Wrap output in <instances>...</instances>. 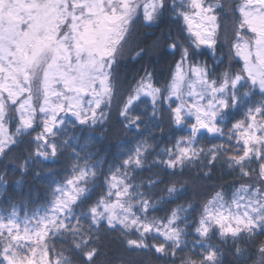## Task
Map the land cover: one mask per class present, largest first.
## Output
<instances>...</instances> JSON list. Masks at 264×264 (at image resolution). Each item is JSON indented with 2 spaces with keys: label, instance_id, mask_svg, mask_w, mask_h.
<instances>
[{
  "label": "snow or ice",
  "instance_id": "1",
  "mask_svg": "<svg viewBox=\"0 0 264 264\" xmlns=\"http://www.w3.org/2000/svg\"><path fill=\"white\" fill-rule=\"evenodd\" d=\"M223 11L219 0H0V160L24 143L22 171L32 160L55 158L69 147L76 157L71 177L51 189L43 215L22 221L14 206L0 215V264H94L101 228L118 232L131 248L154 249L174 260L194 234L191 254L180 256L179 264H223L221 249L206 242L218 235L222 242L232 241L237 259H252L254 250L253 264H264V240L258 239L264 236V0H244L233 9L238 15L231 48L243 66L213 78L214 69L195 58L204 54L198 51L202 47L217 46ZM166 12L178 24L183 21L180 32L187 33L183 40L169 35L168 47L179 53L171 81L155 87L152 73L145 71L119 92L113 66L131 26L141 17L153 24ZM257 95L260 99L253 100ZM142 97H150L152 117L166 108L170 125L189 133L173 138L152 166L172 170L175 177L177 169L182 174L203 161L210 175L223 159L251 183L241 184L229 200L216 193L198 216L187 215L195 211L192 204L177 205L164 217L150 216L164 197L154 200L149 190L164 180L156 173L137 184L134 171L145 167L152 145L141 142L105 174L89 154L79 155L69 136L70 130L106 123L114 102L120 122L139 130L146 115L138 109ZM237 114L242 119L233 123ZM201 133L225 138L229 146L198 148ZM97 187L101 191L93 201ZM161 191L179 198L183 184L170 180ZM53 237L63 241L58 251L49 243Z\"/></svg>",
  "mask_w": 264,
  "mask_h": 264
},
{
  "label": "trees",
  "instance_id": "2",
  "mask_svg": "<svg viewBox=\"0 0 264 264\" xmlns=\"http://www.w3.org/2000/svg\"><path fill=\"white\" fill-rule=\"evenodd\" d=\"M219 2L224 5V11L218 13L224 26L220 29L217 46L214 50L202 47L198 51H202L204 54L195 58L199 62H206L209 68L214 69L213 78L225 71L239 72L243 66L242 60L236 57L235 49L231 48V44L235 43L232 22L238 15V13L233 12V9L243 4L244 0H219ZM182 24L183 21L178 24L166 12L162 18L153 24L145 23L141 17L131 26L126 42L123 43L117 62L113 66V74L115 82L119 86V92H124L129 85L134 86L145 75V71L152 73V82L155 87L164 88L171 81L174 62L179 59V53H174L168 47L173 42L169 39V35L178 36L183 40L187 33L181 34L180 25ZM242 34L248 35V33ZM141 50H143L142 55L137 56ZM246 89L247 85L241 91ZM164 95L167 96V93L165 92ZM252 99L258 100L260 97L257 95ZM157 107L163 108L162 105ZM138 109L146 113L144 123L140 124L139 130L127 128L120 122L114 102L111 115L106 123L88 129L70 130L69 136L74 137L71 143L77 147L79 155L89 154L91 162L100 165L97 171H103L105 174H107L110 166L119 164L141 142L147 141L148 144L152 145L154 151L147 157L145 167L142 170L134 171L136 177L134 182L137 184L147 181L149 177H154L156 173H159V178L164 180V183L149 190L155 194L154 200L156 197H164L156 204L155 210L150 211V216L164 217L177 205L187 206L188 204H192L195 211L189 212L187 215L190 218L198 216L201 210L200 206L216 193H221L225 200H229L241 184L251 183L247 177L240 175L239 169L230 168L223 159L218 160L211 167L210 175H205L209 169L203 166V161L186 166L182 174L177 169L175 177L171 174L172 170L152 166L153 160L157 158V153L164 148L172 147L175 142L173 138L186 137L189 133L170 125L166 108L158 111L156 116L152 117L150 97H142ZM236 119H242V116L237 114L233 123ZM35 134L32 133L33 136ZM218 144H224L225 147L229 146L225 138L213 137L206 133L198 134L196 145L198 148L207 149ZM27 149V143L19 145L8 157L0 160V177H3V182H0V215H8L13 211L14 206L22 221L25 216L30 218L33 214H44L45 209L50 207L51 189L62 182L65 177H71V166L76 163V157L71 155L72 149L69 147L55 158L32 160L27 169L22 171L20 167L23 164L22 154H27ZM163 158L166 159L167 157ZM251 167L257 168L258 164L252 163ZM174 179L181 180L183 184V193L179 198L175 195L169 197L166 192L161 191L170 180ZM99 183L98 180L97 184ZM176 186L181 187L180 184ZM100 191L101 189L97 187L96 192L92 194L93 201L96 199V193ZM180 215L183 216L185 213L181 212ZM101 237L100 254L96 257L94 264H179V257L184 254H191L189 250L192 248V241L198 239L194 234L187 236L188 247L184 249L183 253L177 252L174 260L172 257H164L156 253L154 249L131 248L120 238L118 232L105 231L101 228ZM258 239L264 240V236ZM206 242L221 249L223 264H253V261L257 259L254 250L252 259H237L233 255L232 241L222 242L218 235ZM49 243L55 245L57 251L64 246L63 241L55 237L51 238ZM240 246L244 247L243 244ZM196 251H200V249L197 248ZM248 255L249 253H244L245 257Z\"/></svg>",
  "mask_w": 264,
  "mask_h": 264
},
{
  "label": "rangeland",
  "instance_id": "3",
  "mask_svg": "<svg viewBox=\"0 0 264 264\" xmlns=\"http://www.w3.org/2000/svg\"><path fill=\"white\" fill-rule=\"evenodd\" d=\"M244 3V2H243ZM238 59H240V60H242L240 57H238V56H236ZM242 62H243V60H242Z\"/></svg>",
  "mask_w": 264,
  "mask_h": 264
}]
</instances>
